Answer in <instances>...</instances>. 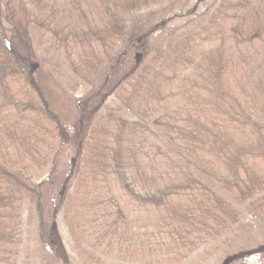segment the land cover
Wrapping results in <instances>:
<instances>
[{"label":"trees","instance_id":"1","mask_svg":"<svg viewBox=\"0 0 264 264\" xmlns=\"http://www.w3.org/2000/svg\"><path fill=\"white\" fill-rule=\"evenodd\" d=\"M8 1L4 18L9 30L0 35V81L21 119H30L25 123L37 126V129L18 130L22 123L19 119L13 124L12 128L17 125L15 129L7 132L3 129V138L0 137V264H12L18 254L23 203L31 201L38 211L43 210L45 201L40 193L44 185L33 184L31 178L42 170L41 166L49 164L51 177L57 174L59 164L55 149L58 148L50 140L56 139L57 130L66 126V119L55 106L54 91L46 86L47 73L37 63L38 57L28 34L30 18L23 14H26V8L20 0H15L16 7L12 0ZM99 1L106 7L105 12L115 7L123 15L145 7V3L136 0L124 6L114 0ZM223 2L234 11L232 14L239 13L233 0ZM180 8L184 9L183 6ZM195 10L194 6L186 16L193 15ZM232 14L226 16L233 18ZM213 20L218 23L216 31L222 30L220 38L211 35L209 43L215 44V49L210 53L201 52L194 36L181 38L173 54L174 62L160 69L162 75L147 81L143 78L136 85L139 89L143 84L147 86L144 126L129 132L119 128L112 134L115 139H111L110 133H101L102 128L96 125V121H100L97 119L100 106L96 105L91 112L99 91L89 96L86 104L91 108L88 112L79 115L76 163L62 174L60 192L54 197L50 211L55 217L59 211H65L71 222L79 216L88 221L89 215L92 224H99L93 231L99 240L94 246L103 247L106 253L119 244L122 235H126L128 226L119 224H135L142 219V213L129 219V210L134 203L141 209L148 207L149 217L159 213L157 224H189L197 228V224H206L210 220L224 222L231 218L233 211L226 200L203 177L211 175L225 162L233 163L235 170L246 174L241 184L247 191L253 193L264 189V91L262 96L257 95L258 89L254 88L245 92L249 87L241 78L244 66L236 60L240 57L246 61L247 57L242 54L248 51L241 48L245 42L264 44V22L253 17L250 30L243 34L237 22L227 31L224 22L228 20L222 21L218 14L213 15ZM168 23L166 19L159 21L151 33L164 29L170 35L178 33V27ZM144 34L146 38L147 34ZM135 43L137 48L144 49V41L137 39ZM198 52L205 57L200 60ZM130 60L131 52L127 51L116 58L110 81L119 75L122 66L128 67L118 76L119 83L113 81L110 87L102 85L103 97L119 84L135 81L140 72L137 71L139 65ZM259 81L262 83L263 78ZM4 118L8 119L9 115L2 114L0 127ZM32 140L36 142L35 146L29 145ZM43 145H49L47 154L40 151ZM24 164L22 170L19 165ZM126 171L131 173L136 184L143 187V182L148 183V187L157 193L146 200L136 195L133 186L123 181L122 175ZM47 184L48 191L52 190L51 183ZM74 206L80 210L78 216H73L71 209ZM70 225L75 228L74 224ZM118 228L125 232L120 234L121 237L116 233ZM56 231H50L47 248L67 264L68 256ZM81 231L88 230L83 228ZM90 237H93L91 233ZM134 246H141L147 259L154 257L159 249V245L150 239L137 240ZM127 250L132 254H143L130 247Z\"/></svg>","mask_w":264,"mask_h":264},{"label":"rangeland","instance_id":"2","mask_svg":"<svg viewBox=\"0 0 264 264\" xmlns=\"http://www.w3.org/2000/svg\"><path fill=\"white\" fill-rule=\"evenodd\" d=\"M7 1L0 0V35L8 33L9 30L4 18ZM116 1L124 6L131 0H114ZM136 1L140 4L145 3V7L142 6L127 15H123L115 7L105 12L106 7L99 0L19 1L26 8V14L25 12L23 14L30 18L28 34L32 38L38 57L37 63L41 64L39 66L47 73L46 86L54 91L55 106L66 119V126L57 130L59 132L56 139L50 140V143L58 148L55 149L59 164L57 174L54 178L51 177L49 164L41 166L42 170L31 178L33 184L44 185L40 196L45 204L43 210L38 211L31 201L23 203L22 238L18 244V254L12 264H64L47 248L52 229L57 230L62 241L64 252L68 256L67 264H264V189L253 193L247 191L246 186L241 184L246 174L242 170L240 172L235 170L233 163L230 165V162L221 164L215 172H211V175H203L205 182L226 200L228 207L233 211V216L224 222L210 220L206 224H197L199 226L197 228L189 224H157L156 215L159 213H152V217H149L151 213L148 207L141 209L136 206L138 203H134L131 209L129 208L131 212L129 219L140 213L142 219L135 224H119L128 226L126 235H122L125 232L118 228L116 233L118 237L121 234L123 238L106 253L103 247L94 246L99 240L96 239L97 233L93 231L99 224H92L93 219L89 215L88 221L82 220L79 216L71 222L66 218L65 211H59L56 217L50 211L54 197L60 192L62 174L76 163L77 135L80 130L77 120L81 118L79 115L83 111L88 112L91 108L86 104L90 95L99 91V97L93 102L91 112L96 105L100 106L97 118L100 121H96V125L102 128L101 133H110L111 139H115L112 134L119 128L129 132L133 128L145 125L143 118L147 86L143 84L139 89L136 85L141 83L143 78L147 81L162 75L160 69L174 62L173 54L176 53V44L181 38L194 36L199 51L210 53L216 48L215 44L209 43L212 41L211 37L220 38L222 32L216 31L218 23L214 22L213 15L218 14L222 21L228 20L224 22L227 31H230L234 22L236 26L237 22L242 27L243 34L250 30L249 24L253 17L260 19V23L264 22V0H233L235 10L239 11L235 15L232 14L234 11L226 7L223 2L225 0ZM228 1L226 0V3ZM11 2L16 7L15 0ZM181 6L184 9L180 8ZM194 6L198 10H195L193 15L186 16ZM19 14L23 16L22 11ZM179 14L185 16L181 17ZM227 14L234 16L228 17ZM164 19L169 22L168 24L178 27V33L170 35L166 33L167 29L151 33L152 27ZM237 30L240 34V30ZM144 33L147 34L146 38ZM137 39L145 42L144 49L137 48L135 43ZM241 48L248 51L242 54L243 57H247L246 61H242L240 57L236 59L242 63V67L244 66L241 78L249 87L245 92L254 88L258 89L257 95L262 96L264 44L255 42L250 45L245 42ZM126 51L131 52L130 61L139 65L137 71L140 72L137 73L134 82L121 83L114 91H107L108 95L105 92L103 97L102 85L110 87L113 81L119 83L118 76L127 69L128 66H122L119 75L110 81L112 78L110 74L117 64L116 58ZM198 56L200 60L205 57L200 55V52ZM230 64L235 65L232 62ZM253 70L256 71L253 73ZM142 72L145 74L141 75ZM260 78H263L262 83L259 81ZM13 85L11 83L12 88ZM3 87L5 86L0 81V119L4 114L9 115V120L4 118L5 122L0 127V137L3 138V129L6 132L15 129L17 125L12 128L13 124L19 122V119L22 123L18 130L37 129V126L32 127L25 123L30 119L27 121L21 119L10 96L4 93ZM35 144L34 140L29 142L30 146ZM42 148L40 151L44 154L50 151L49 145H43ZM19 167L23 170L25 164ZM122 176L125 184L133 186L135 194L144 200L157 193L148 187V183L143 182V187L136 184L129 171ZM48 182L55 189L48 191ZM70 193L74 195L73 191ZM71 210L73 216L79 215L80 210L75 206ZM70 224H74L75 228ZM83 228H87L88 231L82 233ZM90 233L93 237H90ZM141 239H150L159 245V249L156 247L158 251L154 257L147 259L141 246L135 248V243ZM129 247L143 254H132L127 250Z\"/></svg>","mask_w":264,"mask_h":264}]
</instances>
